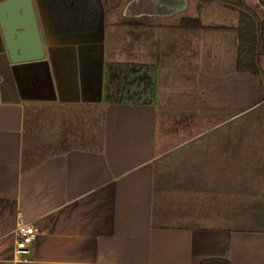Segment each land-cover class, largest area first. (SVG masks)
I'll use <instances>...</instances> for the list:
<instances>
[{
	"label": "crops",
	"instance_id": "0c3cea01",
	"mask_svg": "<svg viewBox=\"0 0 264 264\" xmlns=\"http://www.w3.org/2000/svg\"><path fill=\"white\" fill-rule=\"evenodd\" d=\"M101 1L95 32L59 35L33 0L40 61L12 63L0 29V264H264V76L238 70L235 0ZM112 64L148 91L113 102ZM38 111L103 122L57 141ZM27 130L45 157L25 169ZM21 219L40 231L24 258Z\"/></svg>",
	"mask_w": 264,
	"mask_h": 264
},
{
	"label": "trees",
	"instance_id": "16d2710c",
	"mask_svg": "<svg viewBox=\"0 0 264 264\" xmlns=\"http://www.w3.org/2000/svg\"><path fill=\"white\" fill-rule=\"evenodd\" d=\"M206 1V0H202ZM248 0H235L232 4L239 11L237 30L239 33L238 70L251 74H263L261 61L264 59V0L260 1L258 11L247 6ZM52 14L55 32L62 34H77L95 32L98 28L103 3L101 0H47ZM185 27H201L198 19H185ZM140 67L136 65H111L110 99L113 102L122 100V92L127 83L135 78H143ZM132 77L133 80H129ZM72 128V126H71ZM69 131V130H68ZM72 131V130H71ZM68 135L66 132L62 140V149L68 148ZM34 136L35 138H31ZM23 164L25 169L38 165L44 155L41 153L44 144L39 135L27 130L24 134ZM201 264H231L219 258L204 260Z\"/></svg>",
	"mask_w": 264,
	"mask_h": 264
},
{
	"label": "water",
	"instance_id": "95a60500",
	"mask_svg": "<svg viewBox=\"0 0 264 264\" xmlns=\"http://www.w3.org/2000/svg\"><path fill=\"white\" fill-rule=\"evenodd\" d=\"M0 29L12 63L40 61L45 57L33 0L0 2Z\"/></svg>",
	"mask_w": 264,
	"mask_h": 264
},
{
	"label": "rangeland",
	"instance_id": "374dc122",
	"mask_svg": "<svg viewBox=\"0 0 264 264\" xmlns=\"http://www.w3.org/2000/svg\"><path fill=\"white\" fill-rule=\"evenodd\" d=\"M224 2L234 1V0H221ZM229 4V3H227ZM259 5L258 0H250L248 2L249 8H256V6ZM217 6V5H216ZM253 10V9H252ZM225 12L219 13L218 11L213 12L212 19H207V22H226V19L224 18ZM144 79V77H143ZM132 83L135 85L137 91H148L149 85L143 84L141 82V78H135ZM144 83L145 82L144 80ZM141 100V99H140ZM72 111H38L40 119L42 120V125L44 129H46V133L49 135H52L57 141L60 140L63 136V133L65 129L69 126H72L71 123L75 122L76 126L81 131H85L86 134L88 132H93V127H97V123L102 121L103 122V112L99 111H90L86 114L87 118H83L81 116H73L71 114ZM76 113V111L74 112ZM81 133L79 132V135ZM84 135V133L82 134Z\"/></svg>",
	"mask_w": 264,
	"mask_h": 264
},
{
	"label": "built area",
	"instance_id": "2783aa9c",
	"mask_svg": "<svg viewBox=\"0 0 264 264\" xmlns=\"http://www.w3.org/2000/svg\"><path fill=\"white\" fill-rule=\"evenodd\" d=\"M40 231L31 222L20 220L15 229V253L17 257L24 258L33 252L34 244Z\"/></svg>",
	"mask_w": 264,
	"mask_h": 264
}]
</instances>
